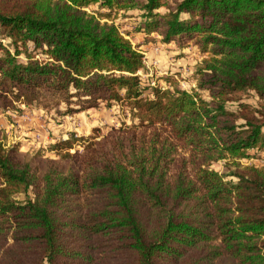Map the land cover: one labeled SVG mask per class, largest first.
I'll return each instance as SVG.
<instances>
[{"label":"trees","instance_id":"16d2710c","mask_svg":"<svg viewBox=\"0 0 264 264\" xmlns=\"http://www.w3.org/2000/svg\"><path fill=\"white\" fill-rule=\"evenodd\" d=\"M93 5L193 41L198 88L146 83ZM16 102L122 103L137 123L60 140L43 169L0 129V264H264V167L241 162L264 151V0H0V109Z\"/></svg>","mask_w":264,"mask_h":264},{"label":"rangeland","instance_id":"374dc122","mask_svg":"<svg viewBox=\"0 0 264 264\" xmlns=\"http://www.w3.org/2000/svg\"><path fill=\"white\" fill-rule=\"evenodd\" d=\"M85 9L102 22L116 23L133 45L142 52L146 68L139 73L146 83L165 88L178 86L189 91L198 88L197 71L207 54L193 41L188 40L179 46L178 42L164 43L160 37L157 40L147 39L145 33L138 31L136 27L141 20L140 12L137 10L114 12L111 17H107L105 15L107 11L98 5ZM4 42L8 43L7 40ZM204 96H207L205 91ZM245 98L256 104L254 96ZM16 104L21 111L0 109V129L4 133V141L6 146L18 143L21 151L34 158L40 169H43L46 159L60 158V154L52 149L60 140L94 134L100 135L99 139L114 128L137 123L130 108L122 103L102 102L98 107L79 112H68L66 104L49 108L39 104L30 106L18 102ZM73 107L76 108L75 105ZM82 149V143L77 142L71 152ZM252 153L250 158L241 160L242 164L264 167V151ZM212 167L220 172H226L225 161L215 162ZM29 196L32 194L29 193ZM26 198L24 193L17 195L19 201Z\"/></svg>","mask_w":264,"mask_h":264},{"label":"crops","instance_id":"0c3cea01","mask_svg":"<svg viewBox=\"0 0 264 264\" xmlns=\"http://www.w3.org/2000/svg\"><path fill=\"white\" fill-rule=\"evenodd\" d=\"M84 135H86V134H84Z\"/></svg>","mask_w":264,"mask_h":264}]
</instances>
